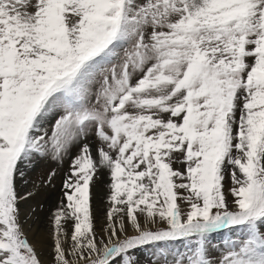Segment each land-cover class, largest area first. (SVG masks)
<instances>
[{"label": "rangeland", "instance_id": "1", "mask_svg": "<svg viewBox=\"0 0 264 264\" xmlns=\"http://www.w3.org/2000/svg\"><path fill=\"white\" fill-rule=\"evenodd\" d=\"M36 222L49 264H264V0H0V264Z\"/></svg>", "mask_w": 264, "mask_h": 264}, {"label": "bare ground", "instance_id": "2", "mask_svg": "<svg viewBox=\"0 0 264 264\" xmlns=\"http://www.w3.org/2000/svg\"><path fill=\"white\" fill-rule=\"evenodd\" d=\"M107 197V196H105ZM56 208V207H55ZM63 209V208H62ZM61 208L57 205V211L58 212H61L60 211ZM64 210V209H63ZM65 212H67L65 210ZM56 214V213H54ZM62 214V212H61ZM157 216H160L159 214H157ZM163 216V215H162ZM165 217V216H163ZM166 218V217H165ZM53 219V218H52ZM58 219V218H57ZM167 219V218H166ZM157 221L159 222V220L157 219ZM164 221V220H163ZM162 221V222H163ZM156 222V221H155ZM53 223V222H52ZM30 224V223H29ZM46 224V223H45ZM47 225V224H46ZM51 225V223H50ZM25 227V226H24ZM36 228L40 229L37 231L35 230ZM45 228V229H43ZM70 228V227H68ZM58 226H42V229H41V225H39L37 222L36 224H34L32 226V231H29L27 232V236H29L30 238H32V246L34 247L35 246V249L37 251V254H39L40 258H41V261L43 264H49V261L51 258L47 257L46 255V252L49 250L50 246L52 244H54L55 242L57 243L58 241L60 243H63V244H67L68 243V240L70 238V236L72 234H70L71 232H69V230H72V229H66L64 228L63 230L62 229H59ZM79 230V229H78ZM81 231V230H80ZM36 233V234H33V233ZM39 232V233H38ZM60 234L62 235V237L60 236ZM61 237V238H60ZM112 239V238H111ZM73 241V240H72ZM110 242V240L108 241ZM61 246V245H60ZM67 247V245L65 246ZM64 247V248H65ZM63 248V247H62ZM70 248V247H69ZM82 249V248H81ZM50 253V252H49ZM51 257V256H50Z\"/></svg>", "mask_w": 264, "mask_h": 264}, {"label": "water", "instance_id": "3", "mask_svg": "<svg viewBox=\"0 0 264 264\" xmlns=\"http://www.w3.org/2000/svg\"><path fill=\"white\" fill-rule=\"evenodd\" d=\"M41 264V263H40Z\"/></svg>", "mask_w": 264, "mask_h": 264}]
</instances>
